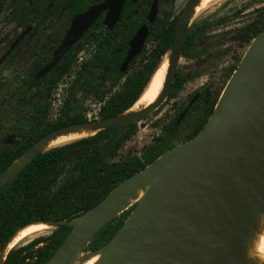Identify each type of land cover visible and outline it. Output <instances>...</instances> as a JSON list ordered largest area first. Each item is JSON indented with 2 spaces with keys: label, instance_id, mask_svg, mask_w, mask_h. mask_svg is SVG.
<instances>
[{
  "label": "water",
  "instance_id": "1",
  "mask_svg": "<svg viewBox=\"0 0 264 264\" xmlns=\"http://www.w3.org/2000/svg\"><path fill=\"white\" fill-rule=\"evenodd\" d=\"M192 1L187 3L173 34L170 50L175 51V56L170 62L161 99L154 106L135 116L122 118L120 116L123 112L115 117L93 121L98 124V132L103 131L98 138H104L116 130L140 121L166 98L175 77L177 56L181 52L186 30L185 14ZM122 3L123 0H105L85 13L76 15L61 44L53 52L51 61L39 70L36 79L44 76L54 67L85 32L100 10L108 8L105 23L111 26L118 18ZM153 19L151 12L148 20L151 22ZM146 34V28L141 27L133 36L121 65L122 71L141 50ZM21 37L20 35L15 40L11 48ZM3 59L4 57L0 62ZM78 125L81 124L64 127L42 137L18 158H25L20 167L13 165L17 159L0 174V189L34 155L44 152L36 149V146L44 143L49 137ZM94 143L95 140L86 142L70 151L66 158L76 155ZM148 179L151 183L147 191L140 201L126 209L131 211L114 237L107 245L90 252L102 249L106 252L116 250V253L105 263L100 264H235L237 262L235 251L242 202L243 200L261 202L264 199V28L249 44L213 112L193 137L164 152L150 164L129 176L94 207L75 219L44 222L49 226L66 225L71 228L46 264H63L61 254L65 253L74 227L78 223L88 224L83 233L85 248L104 224L118 217L113 216L103 221L108 208L114 206L118 198L124 197L129 187ZM7 246L1 255L0 264L10 249L7 250Z\"/></svg>",
  "mask_w": 264,
  "mask_h": 264
},
{
  "label": "trees",
  "instance_id": "2",
  "mask_svg": "<svg viewBox=\"0 0 264 264\" xmlns=\"http://www.w3.org/2000/svg\"><path fill=\"white\" fill-rule=\"evenodd\" d=\"M33 5H28V12L31 11ZM39 5V12L44 15L46 5ZM23 6H25V2H22ZM263 28L264 17L261 21L240 29L238 34L241 41L249 45ZM150 38L157 40V44L148 51L144 60L141 61L142 63L130 72L129 70L136 63V58L133 59L127 75L119 73V62H117L113 68L114 78L109 85L102 86L99 79L84 78L83 73H80L72 83L71 88L82 79L83 83L87 85L86 94L90 95L94 102L101 103L97 112L99 120L115 117L129 109L146 89L145 87L160 65L163 56L172 47V30L164 28L163 25H156ZM68 63L60 62L56 69L61 67L66 71ZM91 63L98 64L99 62L94 60ZM121 76L125 77L122 82H120ZM60 78L61 75L56 71H51L39 81L30 78L28 81L32 85L38 88L43 87L39 96L33 102H27L25 98L18 100L17 96L10 100L15 103L13 109L21 107V111L14 125L8 127L4 133L6 142H0V174L45 135L64 127L93 122L87 119L86 114L73 109L71 99L65 100L54 121L49 120L48 100L52 88ZM184 80V77L176 74L167 93V98H173L175 92L185 82ZM20 88L21 85L16 89L17 94ZM16 92L14 90L15 95H17ZM220 94L219 92L213 96H206L201 92L197 99L189 105L188 111L192 109L197 113L195 116L196 125L187 139L193 137L203 127L213 112ZM21 101L23 103L19 105ZM8 115L9 113L4 114L5 117ZM0 116L3 114L0 113ZM135 126L136 123H133L125 129L98 139L102 133L100 131L89 138L58 145L34 155L0 189V258L11 237L23 226L37 221L50 223L75 219L94 207L119 183L178 145L174 144V140L179 136L178 125L172 121L167 127V131L156 137L153 144L147 147L140 157L114 161L117 149L135 130ZM123 130H126L124 133L127 134H120ZM92 139L95 140L94 144L76 155L66 158L70 151ZM71 162L76 166L77 176L52 194L51 188L54 187L64 169ZM130 211L126 210L120 216L112 218L104 224L86 244L84 252L87 253L83 252L82 254H90V252L107 245L120 229ZM70 230L71 228L66 225H57L50 235L37 237L25 244L17 245L21 243L19 242L8 250L1 264H46Z\"/></svg>",
  "mask_w": 264,
  "mask_h": 264
},
{
  "label": "rangeland",
  "instance_id": "3",
  "mask_svg": "<svg viewBox=\"0 0 264 264\" xmlns=\"http://www.w3.org/2000/svg\"><path fill=\"white\" fill-rule=\"evenodd\" d=\"M189 1H164L160 5V14L175 15L178 9ZM8 3V0H0V55L24 27V25L20 26L15 20L9 19ZM263 17L264 0H217L210 4L191 24H187V27H185L188 33L197 39L192 46L196 57L189 58L184 53H180L177 56V71L185 75H193V77L175 92L173 98L166 97L154 111L136 123L135 130L117 149L113 160L122 161L129 157H139L147 147L153 144L156 137L167 131V127L172 121L180 117L196 93L203 90H208L210 96L219 92L222 93L233 69L237 67L248 48L247 43L241 42L238 31L261 21ZM62 25L57 22L54 23V27H57L58 31H61ZM51 29L45 31L41 41L45 39ZM31 42L32 35L30 34L20 45L19 52L0 66V99L3 100L2 107L4 109L3 111L0 109V113L3 114V116H0L1 143L6 142L7 139L4 138V133L19 114L13 109V111L6 112L9 113L7 117L4 116V112L11 107L8 100L9 97L11 99L9 91L13 86L7 88L3 83L6 79L20 74L22 69L29 64L33 48ZM150 49L151 43H148L143 55L137 59L136 64L130 71H133L142 63L143 57ZM46 57H48V54H46ZM74 66L75 68L71 70L70 74L63 76L57 89L52 94L49 111L50 121H54L58 117L60 102L65 101L68 94H70L69 84L76 75L78 64L75 63ZM82 90L81 87H78L74 89L75 92H72L75 110L86 114L89 121H99L97 112L100 104L94 102L90 96H83ZM7 102L8 106H6ZM196 113V110L191 109L186 113V116L184 114L179 118L177 122L179 136L174 140V144L183 142L192 132L196 125ZM124 131L126 130L121 131L120 134H127ZM36 149L47 150L41 149V147H36ZM76 176V166L71 162L64 169L54 187L51 188V193L54 194L59 191ZM54 229L55 227L50 225V228L44 233L26 238L17 245L25 244L37 237L50 235Z\"/></svg>",
  "mask_w": 264,
  "mask_h": 264
},
{
  "label": "flooded vegetation",
  "instance_id": "4",
  "mask_svg": "<svg viewBox=\"0 0 264 264\" xmlns=\"http://www.w3.org/2000/svg\"><path fill=\"white\" fill-rule=\"evenodd\" d=\"M8 1H9L8 3L9 19L15 20L20 26L24 25V27L11 41L7 49L0 55V59L4 57L2 62H0V66L6 60H9L10 58H12V56L16 55L19 52L20 45L27 39V37L30 34L32 35L31 45L33 48H32V58L29 64L22 69L20 74H17L12 78L6 79L5 82L3 83V85H6L7 88H11V86H13V88H11V90L9 91L11 99L9 97L8 100V98L6 97L9 104L11 103V107L4 113L8 111H13V106L15 105V103L10 102V100H13V98H15L16 96L18 100L19 98H25L27 102L28 101L33 102V100H35L39 96L43 87L38 88L37 86L32 85L28 81L30 78H33L35 81H39L40 79L47 76L51 71L54 72L56 71V73H59L61 75V78L59 79L58 83L52 88L51 96L49 97L48 100L49 111H50L51 97L53 92L57 89L63 76L70 74L71 70L75 68L74 64L77 63L78 66H77V71L75 72L76 75L70 81L69 84L70 94H68L67 97V99H71V102L73 103L72 107L73 109H75L74 101H73L74 98L72 95V92H75L74 89L81 87V89H83L82 90L83 96L85 97L88 96L85 92L86 90L85 88H87V85L83 83L82 79L78 83L74 84V86L71 88L72 83L76 80V78L80 75V73L84 74V78L89 77L91 79H99V82L102 86L109 85L112 79L114 78L113 68L116 66L117 62H119V68H118L119 73L120 74L125 73V75H127L129 70L128 68L132 63L133 59L136 58L137 61V59L143 55L147 44L151 43L150 50H152L154 46L157 44V40H151L150 38L151 33L155 31L156 25L158 26L163 25L164 28L172 30V43H173V34L178 24V20L188 3V2L185 3V5L182 8L178 9L175 15H169V13L160 14L161 3L168 0H156V1L155 0H123L118 18L111 26L105 23V19L109 10L108 8H104L100 10L96 18L87 27L85 32L69 48V50H67L64 53V55L57 61L54 67L44 76L40 77L39 79H36V74L39 72V70L51 61L53 52L55 51L56 48H58L65 34L68 32L72 19L76 15L85 13L91 7L102 4L105 0H8ZM22 2H25V6L23 7H22ZM34 3L36 4L33 5ZM39 4L46 5L44 15H42L43 13L41 14L39 12V7H40ZM28 5H33L30 12L27 11ZM151 12H153L154 19L150 22L148 20V17ZM28 22L29 24H27ZM55 22L59 23V25L63 24L61 31H58V28L54 27ZM141 27H145L147 30V34L144 39L141 50L138 52L137 55H135L132 58V60L127 64L126 68L122 71L121 65L127 55L130 41L132 40L133 36L140 30ZM48 29L51 30L48 31L47 35L45 36V39L41 41V37ZM20 35L22 37L14 45V47L11 48L15 40ZM196 40L197 39H195L194 36L189 34L188 30L186 29L184 32V38L182 41L180 53L182 54L184 53L186 57L195 58L196 55L192 50V46ZM46 54H48V57H46ZM144 58L145 57H143L142 60H144ZM94 60L96 61L98 60L99 63L98 64L91 63ZM63 61L69 62L67 68L65 69L66 71L62 70L61 67L58 68L57 70L56 66ZM235 69L236 67L233 69V71ZM176 74H179L182 77H184L185 82L193 77V75H185L179 73L177 71V67H176L175 76ZM124 79L125 77L121 76L120 82L124 81ZM20 85L21 88L19 93L17 94L16 89L19 88ZM30 85L32 86L30 87ZM14 90L17 95L14 94ZM11 91H13V93H11ZM201 92L205 93L206 96L208 95L210 96L208 90H203ZM201 92L195 94V96L193 97V99L190 100L189 104L183 110L179 118H181L182 115L186 114V112L189 109L188 108L189 105H191V103L197 99V96ZM8 102L6 106H8ZM64 102L65 101L60 102L59 105L60 110ZM22 103L23 101L19 102V105H22ZM2 104H3V100L0 99V109L3 111L4 109L2 107ZM98 104L101 105V103ZM14 111L20 113L21 107H17ZM17 117L18 116H16V118L13 120L12 124H10L9 127H12L14 125L15 121L17 120ZM179 118L175 120L176 125L177 122L179 121ZM125 128L126 127L122 129Z\"/></svg>",
  "mask_w": 264,
  "mask_h": 264
},
{
  "label": "bare ground",
  "instance_id": "5",
  "mask_svg": "<svg viewBox=\"0 0 264 264\" xmlns=\"http://www.w3.org/2000/svg\"><path fill=\"white\" fill-rule=\"evenodd\" d=\"M217 0H193L186 11V23L191 24L210 4ZM187 27V26H186ZM175 51L172 49L166 53L153 73L150 83L146 87L144 93L136 101V103L120 117H131L138 115L150 107L154 106L162 97L163 87L168 75L169 66ZM99 131L98 124L93 122L84 123L71 127L68 131L62 132L53 137H49L36 147L41 149H50L65 143L81 140L94 136ZM45 151V150H44ZM25 160L24 157L14 162L15 167H20ZM151 180L139 182L136 186L129 187L124 197L117 199L116 204L108 208V212L103 216V221H107L113 216H120L130 205L137 203L147 191ZM264 189V186H263ZM242 210L239 212V235L236 242V260L235 264H264V199L263 201L250 202L243 200ZM134 204V205H135ZM132 207V206H131ZM86 223H78L74 227L72 238L67 246L65 253L61 254L63 264H100L106 262L116 250L106 252L98 250L96 252L83 255V233L87 229ZM50 228L44 222H36L29 224L12 237L7 246V250L22 240L44 233ZM6 250V251H7ZM53 264V263H50Z\"/></svg>",
  "mask_w": 264,
  "mask_h": 264
}]
</instances>
